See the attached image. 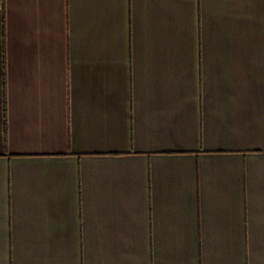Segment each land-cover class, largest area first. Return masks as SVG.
Returning <instances> with one entry per match:
<instances>
[{"label": "crops", "instance_id": "1", "mask_svg": "<svg viewBox=\"0 0 264 264\" xmlns=\"http://www.w3.org/2000/svg\"><path fill=\"white\" fill-rule=\"evenodd\" d=\"M0 264H264V0H0Z\"/></svg>", "mask_w": 264, "mask_h": 264}]
</instances>
